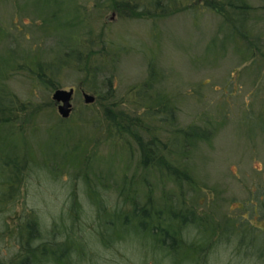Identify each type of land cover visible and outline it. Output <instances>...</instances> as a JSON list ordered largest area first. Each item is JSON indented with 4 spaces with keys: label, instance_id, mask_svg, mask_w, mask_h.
Returning <instances> with one entry per match:
<instances>
[{
    "label": "rangeland",
    "instance_id": "rangeland-1",
    "mask_svg": "<svg viewBox=\"0 0 264 264\" xmlns=\"http://www.w3.org/2000/svg\"><path fill=\"white\" fill-rule=\"evenodd\" d=\"M209 1L51 0L46 9L57 11V16L48 22L45 15L35 14L28 0H0L4 32L0 36V85L17 104L27 107L19 113L22 121L15 130L22 128L29 135V154L37 167L44 156L49 158V167L59 165L57 175L35 168L20 188L15 205L8 212H0V225H8L12 233L1 235L0 254L16 249L15 226L23 212L34 208L49 215L48 206L41 203L43 197L60 205L75 186L77 170L59 164L63 143L69 138L57 127L49 136L46 128L50 125L71 128L77 135L81 131L90 134V149L98 147L86 169L92 178L99 175L112 182L113 175L127 162L128 171L134 169L133 161L125 162L129 152H118V138L116 144L114 140L103 141L106 122L102 112L107 102L99 105L94 101L91 109L84 103L82 91L98 99L88 89L92 82L100 85L99 95L104 97L107 78L112 79L118 97L127 100L123 107L133 116L142 112L137 87L152 77L154 88L170 96L179 128L194 123L210 130V139L197 143L188 163L195 172L197 188L187 205L203 217V212L210 213L214 224L229 219L235 231L248 227L246 234L251 236L246 238L254 237L257 246L264 247V239L258 235L263 233L258 229L264 230V0H235L253 9L251 15L260 14L257 21L251 17L241 22L229 18L233 17L230 11L239 17L240 9L236 12L226 4L223 10L219 7L227 0H214L215 6H208ZM43 8L39 4L37 10ZM73 17L84 21L59 26ZM37 52L38 58L47 61L68 54L69 66H63L57 76L58 87L74 88L68 118L58 114L51 98L54 89H43L26 66L27 54ZM77 55L89 64L88 72L82 62L78 63ZM38 107L40 112L28 116ZM92 115L101 121L96 127L93 121L87 122ZM15 140L19 148H26L21 136ZM235 242L234 238L223 242L225 252L217 264H261L255 255L245 257L237 251L235 244L240 240ZM127 255L130 260L132 256ZM118 258L110 251L104 264H116Z\"/></svg>",
    "mask_w": 264,
    "mask_h": 264
},
{
    "label": "trees",
    "instance_id": "trees-1",
    "mask_svg": "<svg viewBox=\"0 0 264 264\" xmlns=\"http://www.w3.org/2000/svg\"><path fill=\"white\" fill-rule=\"evenodd\" d=\"M50 1L28 0L27 4L31 2L35 14L45 15L44 20L50 22L57 16V11L46 9ZM214 3L210 0L208 6ZM39 4L44 8L38 11ZM224 4L240 9L239 17L230 11L233 17L229 18L233 21L241 22L251 17L257 21L260 17V14L251 15L253 9L242 1H222L219 3L222 10ZM76 19L73 17L59 26H74L84 21L82 17ZM0 30L1 36L4 33L1 25ZM242 34L248 36L246 31ZM67 55L47 61L38 58V52L27 54L26 66L31 68L33 79L43 89H55L60 84L57 80L60 69L69 66ZM76 58L88 72L89 64L85 59L81 55ZM104 86L107 89L104 97L99 95L98 83L92 82L88 86L97 95V104L107 102L102 112L106 122L103 141L114 140L116 144L118 138V152L124 149L129 152L125 162L133 161L134 169L130 173L127 162L120 172L113 175L112 182L99 175L92 178L86 169L98 147L90 149V134L84 135L81 131L77 135L71 128L64 130L57 123L50 125L46 128L49 136L51 130L57 127L69 138V141L64 138V155L59 164L77 170L73 179L75 186L72 185L60 205L43 197L41 203L48 206L49 215L30 208L17 218L14 232L17 247L4 256L0 254V264H104V257L110 251L119 255L116 264H217L218 258L225 252L222 244L230 238L236 242L240 240L235 244L237 251L241 250L245 257L255 255L254 259L264 264V247L257 246L256 238H246L251 236L246 234L248 227L246 231H235L229 219L222 224H214L210 213L203 212V217L187 205L197 188L195 172L188 163L197 143L210 139V130L194 123L179 128L170 96L154 88L152 77L137 87L142 97L139 106L142 112L137 116L123 107L127 100L118 97L111 78H107ZM95 102L86 104V107L91 109ZM26 108L23 103L17 104L0 85V212H8L15 205L20 188L35 168L58 174L59 165L49 167L46 156L41 159V166L37 167V161L29 154V135L22 132V128L21 131L15 130L16 124L22 121L19 113ZM40 110L41 107L32 109L28 116ZM93 116L86 121H93L96 127L101 121L95 116L91 120ZM17 135L21 136L26 148L18 147L17 140L14 141ZM114 144L112 149H116ZM18 151L22 155L17 154ZM109 173L113 174V171ZM3 224L0 225V240L4 233L12 234L8 225ZM258 230L263 232L258 235L264 239V230ZM239 233H243V237H238ZM128 252L132 256L130 260Z\"/></svg>",
    "mask_w": 264,
    "mask_h": 264
},
{
    "label": "water",
    "instance_id": "water-1",
    "mask_svg": "<svg viewBox=\"0 0 264 264\" xmlns=\"http://www.w3.org/2000/svg\"><path fill=\"white\" fill-rule=\"evenodd\" d=\"M73 94V87H70L69 89L57 87L52 92L51 98L57 105L58 114L64 119L70 116ZM82 96L85 104H91L95 101V96L93 94L82 91Z\"/></svg>",
    "mask_w": 264,
    "mask_h": 264
}]
</instances>
